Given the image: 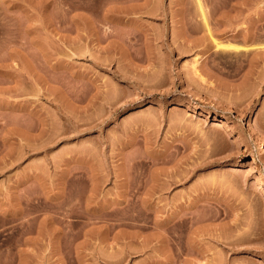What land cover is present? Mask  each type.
Returning a JSON list of instances; mask_svg holds the SVG:
<instances>
[{
	"label": "rangeland",
	"instance_id": "374dc122",
	"mask_svg": "<svg viewBox=\"0 0 264 264\" xmlns=\"http://www.w3.org/2000/svg\"><path fill=\"white\" fill-rule=\"evenodd\" d=\"M262 43L264 0H0V264H264Z\"/></svg>",
	"mask_w": 264,
	"mask_h": 264
},
{
	"label": "bare ground",
	"instance_id": "6f19581e",
	"mask_svg": "<svg viewBox=\"0 0 264 264\" xmlns=\"http://www.w3.org/2000/svg\"><path fill=\"white\" fill-rule=\"evenodd\" d=\"M200 6H201V4H199ZM201 9H202V6L200 7ZM203 10V9H202ZM218 45V44H217ZM220 45V44H219ZM221 46V45H220ZM254 48V47H253ZM254 49H256V50H260V51H262L263 52V54H264V43H262V45H258L257 44V46H255V48ZM197 63H198V61H196L195 62V66L197 65ZM262 146V145H261ZM253 161V163H255L256 162V158H253L252 159ZM108 261V260H107ZM110 261H112L113 262V260H110ZM115 261V260H114ZM117 262H118V260H117ZM121 262V261H120ZM107 263V262H106ZM110 263V262H109ZM109 263H107V264H109ZM115 263V262H114ZM114 263H112V264H114ZM116 264H118V263H116Z\"/></svg>",
	"mask_w": 264,
	"mask_h": 264
}]
</instances>
